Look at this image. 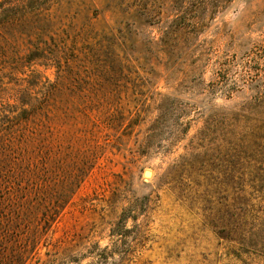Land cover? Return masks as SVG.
Instances as JSON below:
<instances>
[{"label": "rangeland", "instance_id": "obj_1", "mask_svg": "<svg viewBox=\"0 0 264 264\" xmlns=\"http://www.w3.org/2000/svg\"><path fill=\"white\" fill-rule=\"evenodd\" d=\"M52 13L44 58L0 38L1 97L84 102L59 114L74 131L86 118L104 150L31 264H264V0Z\"/></svg>", "mask_w": 264, "mask_h": 264}, {"label": "trees", "instance_id": "obj_2", "mask_svg": "<svg viewBox=\"0 0 264 264\" xmlns=\"http://www.w3.org/2000/svg\"><path fill=\"white\" fill-rule=\"evenodd\" d=\"M43 23L55 34L52 0L0 3V38L20 49L21 59L45 57V47L35 41L42 36ZM1 95L0 264H31L96 167L104 146L99 133L87 129L86 118L85 126L81 123L83 128L74 131L75 118L59 114L78 111L79 106L85 113L90 108L84 102H43L26 88ZM61 125L69 127L62 132Z\"/></svg>", "mask_w": 264, "mask_h": 264}]
</instances>
